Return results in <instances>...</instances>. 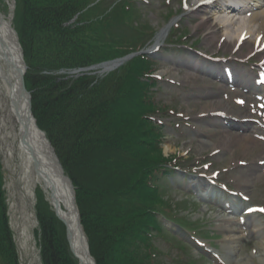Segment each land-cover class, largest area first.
<instances>
[{
	"label": "trees",
	"instance_id": "16d2710c",
	"mask_svg": "<svg viewBox=\"0 0 264 264\" xmlns=\"http://www.w3.org/2000/svg\"><path fill=\"white\" fill-rule=\"evenodd\" d=\"M15 5L33 116L75 187L92 258L96 264H149L152 231L158 229L155 209L163 204L155 173L170 161L162 157L148 120L157 112L152 63L139 56L102 79L58 76L144 45L130 0H15ZM1 168L0 264H18ZM37 208L43 264H72L62 229Z\"/></svg>",
	"mask_w": 264,
	"mask_h": 264
},
{
	"label": "rangeland",
	"instance_id": "374dc122",
	"mask_svg": "<svg viewBox=\"0 0 264 264\" xmlns=\"http://www.w3.org/2000/svg\"><path fill=\"white\" fill-rule=\"evenodd\" d=\"M137 1L143 15L142 23L157 29L164 26L166 14H178L181 2V0ZM164 2L166 5H163ZM180 17L182 18H174V21L179 23L183 33L190 32L184 41L187 45H197L199 42L195 49L201 50L202 53L204 50L210 54L227 53L214 49V45L210 46L211 49L204 46V35L195 33L192 29L193 24L198 22L197 18H183V15ZM167 36L160 43L166 41ZM156 57L159 63L155 73L158 102L161 104L159 106H162V110H167L165 106L169 108L161 120L165 127L173 125L172 128H165L162 154L164 157L176 155L180 159L179 167L186 171L184 173L177 171L174 183L169 181V177L163 180L165 200L173 206L179 221L188 223L184 224L187 231L192 233L193 227L195 228L193 233L198 236L189 235L169 223L166 230L162 229L163 232L156 234L154 240V245L159 250L157 260L160 264H191L192 261L196 262L195 264H264V211H260L264 209V163L260 165L261 158H264V128L252 124L242 127L243 130L241 129L239 134L251 138L249 146L239 141L231 143L229 149L224 152H221L220 148L215 151L216 147L222 146L219 134L223 130L214 127L210 121L212 117L207 112L215 109V100L212 96L218 93V90L222 89L220 86L223 85L217 79L202 75L188 77L191 72L182 66L188 60L187 56H180L171 51L159 53ZM91 72L95 76L98 74L95 70ZM231 89L226 87L224 93L218 96L219 101L226 103L228 107L238 109L232 100L240 96L234 95ZM248 105L254 104L249 100ZM5 149L0 143L5 199L8 203L10 228L18 252V263L43 264L42 260L40 262L38 240L35 239L37 220L34 204L21 196L17 166H14ZM216 171L219 173L218 179H215L218 185L216 187L210 185L211 193L215 194L210 199H204L189 190L190 180H198L199 177L206 182L201 177L209 179ZM170 180L173 181L172 178ZM223 189L232 190L234 194L230 195ZM239 194L249 200L242 202ZM227 205H231L229 209L235 212L232 216L227 212L222 213L223 207ZM248 208H254L257 212L246 214L244 211ZM220 216L234 218L236 223L242 222L244 218L245 225L251 224L250 229H254V233L248 231L243 233L234 257L224 249L226 233L219 230ZM239 261L240 263H237Z\"/></svg>",
	"mask_w": 264,
	"mask_h": 264
},
{
	"label": "bare ground",
	"instance_id": "6f19581e",
	"mask_svg": "<svg viewBox=\"0 0 264 264\" xmlns=\"http://www.w3.org/2000/svg\"><path fill=\"white\" fill-rule=\"evenodd\" d=\"M188 1L192 3L190 8L199 21L193 29L205 33V45L216 43L217 47L220 46L221 49L233 53L235 45L242 36L241 34L245 32V35L251 38L246 39L236 51L238 57L243 58L241 56L246 48L250 52L256 49L255 43L258 35L261 32L264 33V0H247V6L241 7V10L243 12L244 10L250 11L251 17L244 19L240 18L239 14L232 9L233 6H242L239 0L225 1L229 7H221L222 9L219 11H210L207 7L198 6L203 0ZM215 12L220 14L214 16ZM166 33L160 34L157 41L163 39ZM224 36L227 40L222 42ZM15 39L8 24L4 22V19H0V40L4 45V49L0 48V143L6 148L5 151L9 154L7 156H10L14 166H17L21 196L26 200L28 199L33 205L39 190L48 207L51 208L53 216L62 221L68 230L71 227L70 233L68 232V239L69 247L71 246L70 249H72V258L79 264H93L88 254L87 240L79 227V217H77L74 206L71 185L57 168L54 154H52L44 136L38 131L36 123L33 121L29 111L27 94L24 92L22 96L19 94L23 61ZM5 45L8 50H5ZM114 66L116 65L113 63L107 64L103 71L113 70ZM188 77L193 78L191 75ZM220 94L222 95L220 91L215 95L213 94L215 109L210 111V114H216V112L225 114V121H231L234 118L238 121L247 117L242 112L237 113L235 110H228L225 104L219 101L220 97L218 96ZM235 131L233 129L223 130L219 134L221 135L220 143L222 146L219 144L220 146L214 150L220 148L221 152H224L229 149L231 143H239V141L249 146L252 142L251 138L246 135L240 136ZM262 160L264 161V158H261L260 161ZM53 188L54 192H51ZM225 212L227 211H222V213ZM230 215L232 216L233 213ZM219 221L221 223L219 230L226 233L224 249L230 256L234 257L237 253V244L242 239L243 233L245 231L254 233V229H250L251 224L244 225L246 228H242L243 226H239L236 220L230 217L226 219L220 216Z\"/></svg>",
	"mask_w": 264,
	"mask_h": 264
},
{
	"label": "water",
	"instance_id": "95a60500",
	"mask_svg": "<svg viewBox=\"0 0 264 264\" xmlns=\"http://www.w3.org/2000/svg\"><path fill=\"white\" fill-rule=\"evenodd\" d=\"M0 19H3V17H2L1 15H0ZM8 27H9V26H8ZM17 46H18V44H17ZM0 48H1V49H4V45H3V43H2L1 40H0ZM5 48H6V45H5ZM18 48H19V46H18ZM19 49H20V48H19ZM5 50H8V49L6 48ZM8 52H9V51H8ZM20 90H21L20 96H22L23 92H25V90H24V86H23V83L21 84ZM28 145H29V144H28ZM30 154L32 155L33 153H30ZM54 156H55V155H54ZM55 163L58 165L57 168H59V170H60L61 173H62V167H61V164H59V162H58L56 156H55ZM54 167H55V166H54ZM51 192H54V188L51 189ZM70 230H71V227H70V229L68 230L69 233H70ZM68 237H69V235H68V233H67V239H68Z\"/></svg>",
	"mask_w": 264,
	"mask_h": 264
},
{
	"label": "snow or ice",
	"instance_id": "6c2138e0",
	"mask_svg": "<svg viewBox=\"0 0 264 264\" xmlns=\"http://www.w3.org/2000/svg\"><path fill=\"white\" fill-rule=\"evenodd\" d=\"M240 103H243V101H239ZM260 211H264V209H260Z\"/></svg>",
	"mask_w": 264,
	"mask_h": 264
}]
</instances>
